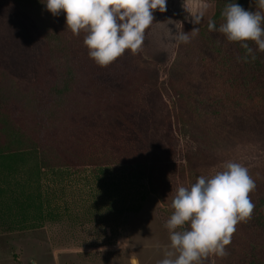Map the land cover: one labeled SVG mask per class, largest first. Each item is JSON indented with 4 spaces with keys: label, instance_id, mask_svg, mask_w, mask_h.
I'll use <instances>...</instances> for the list:
<instances>
[{
    "label": "trees",
    "instance_id": "1",
    "mask_svg": "<svg viewBox=\"0 0 264 264\" xmlns=\"http://www.w3.org/2000/svg\"><path fill=\"white\" fill-rule=\"evenodd\" d=\"M207 1L215 4L211 20L218 27L228 0ZM236 2L260 10L256 0ZM168 13L167 6L155 11L145 36ZM0 17L13 30L34 29L20 57L0 39V228H35L52 217L41 185L48 173L134 166L148 191L171 206L175 164L185 160L183 176L230 158L229 148L246 153L264 137V52L252 42L255 60H238L246 51L239 43L182 22L179 31L199 32L177 44L162 83L141 49L106 67L95 64L85 33L73 35L64 14L52 16L40 0H0ZM161 93L173 97L174 122ZM173 124L187 138L185 149ZM249 175L256 183L251 218L236 225L227 254L213 255V264H264V166Z\"/></svg>",
    "mask_w": 264,
    "mask_h": 264
},
{
    "label": "rangeland",
    "instance_id": "2",
    "mask_svg": "<svg viewBox=\"0 0 264 264\" xmlns=\"http://www.w3.org/2000/svg\"><path fill=\"white\" fill-rule=\"evenodd\" d=\"M207 4V10L198 26H206L215 11V4L207 0H167L168 14L145 36L141 47L144 58L153 63L159 80H165L174 63L177 44L171 39L180 24H190L192 17ZM0 17V20H3ZM29 29V28H28ZM26 28L13 30L7 22H0L3 42L23 54L24 43H31L34 34ZM16 72H19L16 70ZM169 116L173 120V97L161 93ZM180 144L185 149L187 138L180 135L173 124ZM195 146V145H192ZM229 152L230 158L214 162L216 165L195 166L187 172L175 164L178 186L188 187L200 175H211L223 169L227 161L243 164L250 170L264 166V137L258 136L255 147L246 153ZM45 206L52 217L43 224L24 230L0 228V264H130L135 255L139 264H157L164 258L170 245L168 230L164 227L173 209L164 205L148 191L145 177L134 166L110 164L104 166L61 169L43 176L41 181ZM46 210V211H47ZM203 264H213L209 255Z\"/></svg>",
    "mask_w": 264,
    "mask_h": 264
},
{
    "label": "clouds",
    "instance_id": "3",
    "mask_svg": "<svg viewBox=\"0 0 264 264\" xmlns=\"http://www.w3.org/2000/svg\"><path fill=\"white\" fill-rule=\"evenodd\" d=\"M52 16L64 14L66 29L73 35L85 33L83 44L95 64L106 67L126 52L135 55L142 47L145 30L153 25L155 11L164 13L167 0H40ZM259 11L244 9L228 0L217 27L209 20L208 30L224 35L228 42L239 43L245 51L238 60H255L253 48L264 52V0H256ZM205 4L191 23L199 25L207 10ZM176 44H187L199 32L169 29ZM191 34V36H190ZM256 188L246 166L227 161L223 169L200 175L190 186H178L171 201L173 209L164 227L170 245L157 264H203L209 255L224 257L236 225L247 222L255 205L249 193ZM32 264H36L32 261ZM130 264H139L135 255Z\"/></svg>",
    "mask_w": 264,
    "mask_h": 264
}]
</instances>
